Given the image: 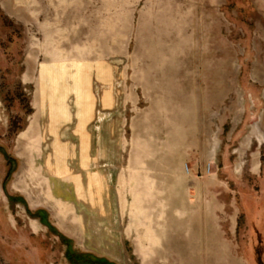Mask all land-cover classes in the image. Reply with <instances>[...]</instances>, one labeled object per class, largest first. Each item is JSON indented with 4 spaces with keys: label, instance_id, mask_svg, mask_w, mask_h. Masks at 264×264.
<instances>
[{
    "label": "rangeland",
    "instance_id": "rangeland-1",
    "mask_svg": "<svg viewBox=\"0 0 264 264\" xmlns=\"http://www.w3.org/2000/svg\"><path fill=\"white\" fill-rule=\"evenodd\" d=\"M0 264H264V0H0Z\"/></svg>",
    "mask_w": 264,
    "mask_h": 264
},
{
    "label": "crops",
    "instance_id": "crops-1",
    "mask_svg": "<svg viewBox=\"0 0 264 264\" xmlns=\"http://www.w3.org/2000/svg\"><path fill=\"white\" fill-rule=\"evenodd\" d=\"M258 121H260V120H256L254 123H257ZM254 123H253V125H254ZM262 123V122H261ZM252 128H253V126H252Z\"/></svg>",
    "mask_w": 264,
    "mask_h": 264
},
{
    "label": "trees",
    "instance_id": "trees-1",
    "mask_svg": "<svg viewBox=\"0 0 264 264\" xmlns=\"http://www.w3.org/2000/svg\"><path fill=\"white\" fill-rule=\"evenodd\" d=\"M70 260H72V259H70ZM98 261H99V262H102L101 260H97L96 262H98Z\"/></svg>",
    "mask_w": 264,
    "mask_h": 264
}]
</instances>
